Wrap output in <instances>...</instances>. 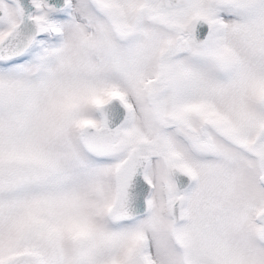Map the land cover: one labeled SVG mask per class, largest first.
I'll list each match as a JSON object with an SVG mask.
<instances>
[{"label":"snow or ice","instance_id":"snow-or-ice-1","mask_svg":"<svg viewBox=\"0 0 264 264\" xmlns=\"http://www.w3.org/2000/svg\"><path fill=\"white\" fill-rule=\"evenodd\" d=\"M0 264H264V0H0Z\"/></svg>","mask_w":264,"mask_h":264}]
</instances>
